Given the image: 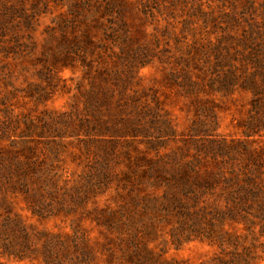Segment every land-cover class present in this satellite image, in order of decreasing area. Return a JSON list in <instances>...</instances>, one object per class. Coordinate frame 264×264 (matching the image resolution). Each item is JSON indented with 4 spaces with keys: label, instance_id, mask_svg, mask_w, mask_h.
Segmentation results:
<instances>
[{
    "label": "rangeland",
    "instance_id": "obj_1",
    "mask_svg": "<svg viewBox=\"0 0 264 264\" xmlns=\"http://www.w3.org/2000/svg\"><path fill=\"white\" fill-rule=\"evenodd\" d=\"M258 72L264 76V0H0V121L15 133L24 121L33 125V158L52 165L60 186L99 163L114 172L84 206L60 198L65 205L39 218L16 194L13 211L46 233L78 225L95 252L89 264H124L101 253L113 236L90 221L94 209L125 202V177L147 160L162 177L184 172L192 185L216 177L209 158H264V105L246 89L261 85ZM6 130L0 148L14 139ZM137 187L158 198L138 223L149 248L176 264L219 256L207 240L184 239L189 222L177 216L169 187ZM225 228L247 235L242 225ZM252 231L240 244L253 243L251 264H264V235ZM0 264L34 262L0 256Z\"/></svg>",
    "mask_w": 264,
    "mask_h": 264
},
{
    "label": "trees",
    "instance_id": "obj_2",
    "mask_svg": "<svg viewBox=\"0 0 264 264\" xmlns=\"http://www.w3.org/2000/svg\"><path fill=\"white\" fill-rule=\"evenodd\" d=\"M257 75L261 85L247 83L246 89L264 105V76L260 72ZM229 86L231 84L227 82L226 89ZM15 122L14 127L17 128L19 121ZM22 124L25 130L15 133V129L7 127L12 124L0 121V135L7 134L4 132L7 129L12 131L10 137L14 138L7 147L0 148V256L18 262L28 260L34 264H89L95 252L78 225L72 227L70 234L64 235L34 230L13 211L10 196L23 195L26 209L32 215L44 218L47 213L52 215V204L56 203L59 209L65 205L58 203L60 198H76L74 201L84 206L86 197L105 191L113 179L112 166L110 162L99 163L89 171V175L79 177L71 185L64 183L60 186L52 165L33 158L29 147L33 125L28 121ZM209 159L217 167L214 172L216 177L202 183L191 185L184 172H181L184 176L170 174L168 178L162 177L153 169L157 162L150 160L145 162L147 168L142 169L139 175L132 172V176L125 177L126 182L120 190L128 188L130 196L127 200L116 208L94 209L93 217L89 218L101 235L113 236L111 243L102 245L101 253L105 252L109 258L124 264H176L149 248L147 232L139 228V221L144 220L149 208L158 199L156 196L138 195L137 186L145 182L154 188L169 187L166 194L173 196L172 202L178 207L177 216H183L189 222H182L186 227L185 240L199 237L218 246L219 256L203 264H251L255 254L254 244L250 242L243 246L240 242L249 236L255 237L254 227L259 230L258 237L264 235V158H241L239 161L234 158ZM193 162L198 163L196 159ZM181 168H187V165ZM171 185L176 192L172 193ZM206 195H210L212 200H203L200 206ZM187 203L192 205L187 206ZM67 206L69 211L71 207ZM236 225H242L247 235H236L234 229L225 228ZM228 249L230 251L224 254Z\"/></svg>",
    "mask_w": 264,
    "mask_h": 264
}]
</instances>
